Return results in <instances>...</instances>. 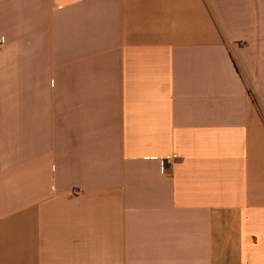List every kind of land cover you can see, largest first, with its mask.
Returning <instances> with one entry per match:
<instances>
[{"label": "crops", "instance_id": "0c3cea01", "mask_svg": "<svg viewBox=\"0 0 264 264\" xmlns=\"http://www.w3.org/2000/svg\"><path fill=\"white\" fill-rule=\"evenodd\" d=\"M0 42V264H264V0H0Z\"/></svg>", "mask_w": 264, "mask_h": 264}, {"label": "rangeland", "instance_id": "374dc122", "mask_svg": "<svg viewBox=\"0 0 264 264\" xmlns=\"http://www.w3.org/2000/svg\"><path fill=\"white\" fill-rule=\"evenodd\" d=\"M6 134H8V132H6ZM4 136L3 132H0V139H2ZM8 153V157L6 158V165L9 166V170H15L18 169L19 166V162H18V157L14 156V154L11 151V148L8 147L6 148ZM0 152L1 153H5L4 148H0ZM4 163H0V165H2Z\"/></svg>", "mask_w": 264, "mask_h": 264}, {"label": "built area", "instance_id": "2783aa9c", "mask_svg": "<svg viewBox=\"0 0 264 264\" xmlns=\"http://www.w3.org/2000/svg\"><path fill=\"white\" fill-rule=\"evenodd\" d=\"M2 42H0V44H1ZM170 159H176V156H172L171 158H167V159H165V162L166 161H168V160H170Z\"/></svg>", "mask_w": 264, "mask_h": 264}]
</instances>
